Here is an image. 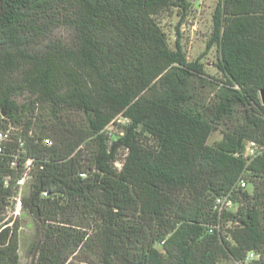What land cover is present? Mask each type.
<instances>
[{
	"label": "trees",
	"instance_id": "obj_1",
	"mask_svg": "<svg viewBox=\"0 0 264 264\" xmlns=\"http://www.w3.org/2000/svg\"><path fill=\"white\" fill-rule=\"evenodd\" d=\"M0 2V130L15 128L0 264H21L20 223H5L15 181L3 178L28 158L36 264H264V152L243 156L249 142L264 147V0H219L207 50L224 80L212 102L205 64L180 43L189 0ZM174 11L171 48L159 19ZM227 196L238 209L220 214Z\"/></svg>",
	"mask_w": 264,
	"mask_h": 264
},
{
	"label": "rangeland",
	"instance_id": "obj_2",
	"mask_svg": "<svg viewBox=\"0 0 264 264\" xmlns=\"http://www.w3.org/2000/svg\"><path fill=\"white\" fill-rule=\"evenodd\" d=\"M191 3V11L184 22L181 23L180 43L188 56L189 61L194 62L200 60L205 64L207 73V82L209 85L201 90L205 102H212L220 95V82L224 80L223 75L216 67L220 58V53L216 47L207 50L208 43L213 32V18L219 0H189ZM1 6V2H0ZM159 22L162 28L168 35V40L171 48L175 47L176 40L179 36L175 33V28L180 24V17L176 11L167 13L160 17ZM59 35L66 37L65 31H60ZM202 85V84H199ZM223 138L220 131L215 132L210 141V145L221 141ZM29 193V186L23 189V194ZM20 223V257L21 264H32L35 248L42 239L41 224L27 212H23L18 218ZM37 261V258H36ZM36 264V262H35Z\"/></svg>",
	"mask_w": 264,
	"mask_h": 264
},
{
	"label": "built area",
	"instance_id": "obj_3",
	"mask_svg": "<svg viewBox=\"0 0 264 264\" xmlns=\"http://www.w3.org/2000/svg\"><path fill=\"white\" fill-rule=\"evenodd\" d=\"M15 131L14 127H10L8 130H0V181L2 180V168L1 163L5 156V152L8 150L10 144L12 143V132ZM45 145L51 147L53 146V141L51 139H46L44 141ZM264 152V147H261L256 142H249L246 146L244 153V158L247 160V163L254 161L259 155ZM18 156L15 157V160L11 163V168L19 170L20 162ZM25 162L22 165L19 175L14 178L13 175H8L3 178L6 188L11 186V182L15 181L16 194L11 199V205L9 206L5 214V223H8L9 226H12L15 221L21 216L23 211V189L28 186L29 182L32 180V168H33V159L28 158L24 159ZM242 188H247V184L244 180L240 181ZM216 206L220 214L224 212H235L238 207L237 204L229 197H222L217 199ZM256 257L253 253L249 255V260H254Z\"/></svg>",
	"mask_w": 264,
	"mask_h": 264
},
{
	"label": "water",
	"instance_id": "obj_4",
	"mask_svg": "<svg viewBox=\"0 0 264 264\" xmlns=\"http://www.w3.org/2000/svg\"><path fill=\"white\" fill-rule=\"evenodd\" d=\"M260 96H261V101H262V104L264 105V89L261 90L260 92ZM42 227V226H41ZM43 228V227H42ZM41 243H42V239L39 241V244L35 250V255H34V259H33V262L32 264H35L36 262V258H37V255L39 253V249H40V246H41Z\"/></svg>",
	"mask_w": 264,
	"mask_h": 264
}]
</instances>
